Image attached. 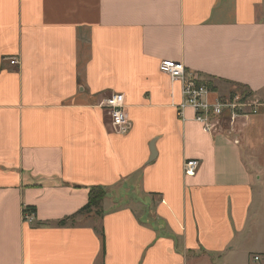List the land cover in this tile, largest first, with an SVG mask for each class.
Here are the masks:
<instances>
[{
  "label": "crops",
  "instance_id": "1",
  "mask_svg": "<svg viewBox=\"0 0 264 264\" xmlns=\"http://www.w3.org/2000/svg\"><path fill=\"white\" fill-rule=\"evenodd\" d=\"M164 60L257 114L205 131ZM0 264H264V0H0Z\"/></svg>",
  "mask_w": 264,
  "mask_h": 264
},
{
  "label": "built area",
  "instance_id": "2",
  "mask_svg": "<svg viewBox=\"0 0 264 264\" xmlns=\"http://www.w3.org/2000/svg\"><path fill=\"white\" fill-rule=\"evenodd\" d=\"M12 66L17 65V60L10 61ZM159 71L171 80L181 82L182 102L179 109L191 108L194 113L195 122L201 124L205 131L209 132L214 122L223 121L228 124L229 129L233 128L239 117L247 118L257 114L258 105L251 102L248 97L234 94L231 98L210 104L206 100L208 89L198 84V78L187 73L183 64L170 60H164L159 64ZM103 107L107 111L111 126L118 133H126L128 129L127 112L124 106L122 94H112L103 102ZM198 168V162L188 160L184 163L183 171L187 175H193ZM23 220L32 223L34 213L23 214ZM258 258H254L256 261Z\"/></svg>",
  "mask_w": 264,
  "mask_h": 264
},
{
  "label": "trees",
  "instance_id": "3",
  "mask_svg": "<svg viewBox=\"0 0 264 264\" xmlns=\"http://www.w3.org/2000/svg\"><path fill=\"white\" fill-rule=\"evenodd\" d=\"M238 89H244L245 87L240 85V84H232ZM209 89H211L210 84L207 85ZM214 89V87H212ZM237 89V90H238ZM241 96L243 97H248V93L246 91H243L240 93ZM108 192L101 187L93 186L89 188L88 191V199L86 204L75 214L66 217L60 221L57 222V226L59 227H64L66 225H73L74 223L77 222L79 217H91V216H97V217H102L103 210H102V204L107 197ZM28 213H35V208L34 207H24L23 208V214H28ZM95 231L97 232L99 238L101 239L102 242V251H104V233L101 225H98L95 228Z\"/></svg>",
  "mask_w": 264,
  "mask_h": 264
},
{
  "label": "rangeland",
  "instance_id": "4",
  "mask_svg": "<svg viewBox=\"0 0 264 264\" xmlns=\"http://www.w3.org/2000/svg\"><path fill=\"white\" fill-rule=\"evenodd\" d=\"M112 202H109V204H111ZM108 203L105 202V205H107ZM137 207V206H136ZM138 208V207H137ZM82 218H78V221H81ZM83 220H86V219H83Z\"/></svg>",
  "mask_w": 264,
  "mask_h": 264
}]
</instances>
